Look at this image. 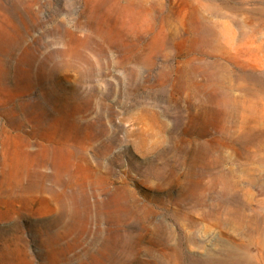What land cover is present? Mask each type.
<instances>
[{
	"label": "rangeland",
	"instance_id": "1",
	"mask_svg": "<svg viewBox=\"0 0 264 264\" xmlns=\"http://www.w3.org/2000/svg\"><path fill=\"white\" fill-rule=\"evenodd\" d=\"M0 264H264V0H0Z\"/></svg>",
	"mask_w": 264,
	"mask_h": 264
}]
</instances>
